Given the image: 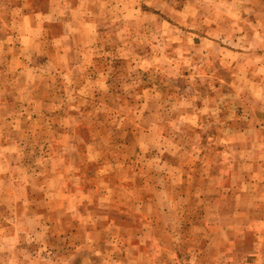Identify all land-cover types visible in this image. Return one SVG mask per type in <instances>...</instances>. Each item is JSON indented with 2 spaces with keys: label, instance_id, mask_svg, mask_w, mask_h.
<instances>
[{
  "label": "rangeland",
  "instance_id": "1",
  "mask_svg": "<svg viewBox=\"0 0 264 264\" xmlns=\"http://www.w3.org/2000/svg\"><path fill=\"white\" fill-rule=\"evenodd\" d=\"M0 264H264V0H0Z\"/></svg>",
  "mask_w": 264,
  "mask_h": 264
}]
</instances>
